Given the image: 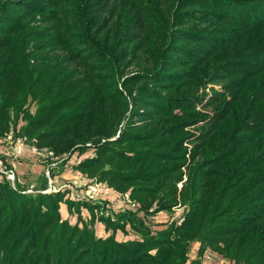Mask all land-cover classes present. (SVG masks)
Masks as SVG:
<instances>
[{
    "label": "rangeland",
    "instance_id": "rangeland-1",
    "mask_svg": "<svg viewBox=\"0 0 264 264\" xmlns=\"http://www.w3.org/2000/svg\"><path fill=\"white\" fill-rule=\"evenodd\" d=\"M0 182V264H264V0H0Z\"/></svg>",
    "mask_w": 264,
    "mask_h": 264
},
{
    "label": "trees",
    "instance_id": "trees-1",
    "mask_svg": "<svg viewBox=\"0 0 264 264\" xmlns=\"http://www.w3.org/2000/svg\"><path fill=\"white\" fill-rule=\"evenodd\" d=\"M166 144L170 145L171 141ZM14 198L16 201L17 197L15 195V191L9 185L0 182V205L6 204V206H10L12 205ZM46 216L51 217L49 213L46 214V212L40 210L39 207H24L20 218L21 229L18 232L16 240L13 243V251L19 247L22 240H30L31 244H35V240H37L36 232L42 227L43 221L46 220ZM0 237L2 238V235H0ZM120 249H122L121 246ZM65 254L69 255L68 252H65ZM51 255L52 253L43 251V253L40 255V261H44V264H52ZM39 264H41V262Z\"/></svg>",
    "mask_w": 264,
    "mask_h": 264
}]
</instances>
